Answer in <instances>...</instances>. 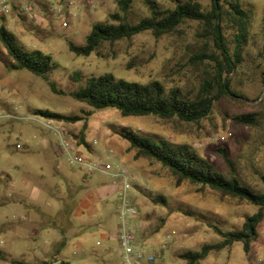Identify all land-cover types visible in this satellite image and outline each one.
<instances>
[{"label":"rangeland","instance_id":"obj_1","mask_svg":"<svg viewBox=\"0 0 264 264\" xmlns=\"http://www.w3.org/2000/svg\"><path fill=\"white\" fill-rule=\"evenodd\" d=\"M116 1L98 0L91 8H80L68 27H61L48 11L38 10L31 21L7 17L5 25L26 50L36 49L51 56L57 66L47 79L64 93L83 86L88 77L103 73L141 83L158 80L166 89L197 88L214 71L215 63L209 57L222 60L211 34L203 29L202 39L201 26L191 20L182 23L171 35L155 38L150 32H142L129 40L105 45L100 49L105 56L92 53L77 57L69 52L67 42L83 45L92 24L104 22L117 11ZM155 1L173 6L171 0ZM197 1L203 9H210L211 0ZM238 2L251 14L245 50H239L233 18L224 14L219 23L229 57L234 62L239 60L233 72L226 75L236 94L220 97L209 116L197 124L152 116L122 117L113 109L91 111L67 94L52 93L41 77L25 69L9 70L10 58L0 44V263L4 260V264H13L11 261L58 264L63 260L68 264H119L121 258L116 218L119 181L110 179L112 193L104 195L101 202L90 203L83 219L68 216L63 221V211L68 209L65 199L72 188L77 203L85 193L94 190L97 181L110 177L93 174L89 183L82 181L83 172L66 161L57 148L56 136L44 126L46 119L33 115L35 109L84 118L72 124L53 123L63 126L68 138L74 141L71 135L79 132L85 120L87 146H77L79 152L86 158L103 161L109 154L107 160L131 176L126 196L137 214L129 224L135 240L149 252L163 249L157 264H183L179 254L219 242L220 237L210 225L223 231L241 228L245 217L257 207L221 198L210 189L202 190L187 182L176 186L171 174L160 164L135 160L128 143L116 133L127 128L175 144H187L219 168L224 163L216 150L224 148L244 178L259 186L258 174L264 173V101L259 102L264 96V0ZM145 14L144 0H132L130 21L135 22ZM202 48L207 58L199 65L192 56ZM74 73L78 74V81H74ZM250 112L256 114L257 127L234 121L235 116ZM33 187L40 190L34 202L29 199ZM156 196H163L166 204H153L151 198ZM18 202L31 203L37 209L14 208ZM80 223L84 226L79 230ZM60 228H64L62 232ZM170 233L174 235L168 241L165 236ZM61 241L63 245L57 248ZM199 264H264V218L247 254L241 243H233L210 252Z\"/></svg>","mask_w":264,"mask_h":264},{"label":"trees","instance_id":"obj_2","mask_svg":"<svg viewBox=\"0 0 264 264\" xmlns=\"http://www.w3.org/2000/svg\"><path fill=\"white\" fill-rule=\"evenodd\" d=\"M171 1L172 7L164 6L155 0H144L146 14L132 22L128 17L132 0H117V11L109 14L104 22L92 24L83 45H75L68 41L67 48L77 57H87L92 53L105 56L100 51L105 45L129 40L142 32H150L155 38L171 35L177 32L178 27L185 21H197L201 26L200 37L203 39V29L208 31L222 56L221 61L209 57L215 63L214 71L202 79L197 88L166 89L158 80L141 83L115 77L112 73H103L88 77L83 86L64 93L47 79L48 73L57 66L51 56L36 49L26 50L6 27L3 19L0 21V44L10 58L7 68L25 69L41 77L52 93L67 94L74 101L88 106L91 111L113 109L122 117L152 116L163 120L175 119L186 124H197L209 116L215 101L220 97L229 98L236 94L231 90L226 75L233 72L239 60L236 59L234 62L228 55L219 25L222 15L228 14L233 18L236 26L234 36L239 50L242 51L247 44L251 14L241 7L238 0H211L209 10L203 9L197 0ZM262 55L264 57V41ZM203 58H207L203 55V48L193 53L192 59L197 64L203 65ZM78 78V74L74 73V81H78ZM263 101L264 96L259 102ZM33 115L63 124H72L84 119L78 115H64L47 109H35ZM234 121L238 125L250 128L258 126L256 114L253 112L237 115ZM85 130L84 120L79 132L71 135L77 146H87ZM116 133L128 143L135 160L147 159L160 164L171 174L176 186L187 182L202 190L210 189L221 198H231L257 207L253 214L245 217L239 230L223 231L215 225H210L220 237V241L205 244L198 251L179 254L183 264H199L210 252L220 251L233 243H241L243 252L246 254L249 252L251 243L257 238V226L264 218V173L258 174L260 184L257 187L244 178L236 161L224 148L216 150L224 163V167L219 168L187 144H175L164 138L143 135L127 128L116 130ZM151 202L155 205L166 204L163 196L152 197ZM11 262L21 264L20 261ZM58 264L68 262L61 260Z\"/></svg>","mask_w":264,"mask_h":264},{"label":"built area","instance_id":"obj_3","mask_svg":"<svg viewBox=\"0 0 264 264\" xmlns=\"http://www.w3.org/2000/svg\"><path fill=\"white\" fill-rule=\"evenodd\" d=\"M96 1L98 0H0V21L7 17H21L31 21L36 18L38 10L48 11L58 20L61 27H68L80 8H91ZM44 126L56 136L57 148L69 164L76 165L85 175L101 174L119 181L116 205V218L119 221L117 240L121 257L119 264H157L163 249L159 248L156 252H149L135 240L129 224V221L137 214L136 208L128 202L126 196L130 189L131 176H128L120 166L113 169L111 162L107 160L109 154L104 161L84 157L77 149L76 143L68 138L63 126L54 124L53 120L46 119ZM93 143L96 144V141ZM138 226L141 227V225ZM173 235L174 233L167 234L166 240L171 241Z\"/></svg>","mask_w":264,"mask_h":264},{"label":"crops","instance_id":"obj_4","mask_svg":"<svg viewBox=\"0 0 264 264\" xmlns=\"http://www.w3.org/2000/svg\"><path fill=\"white\" fill-rule=\"evenodd\" d=\"M111 164H112L113 169H116L119 166L118 164H114L112 162H111ZM91 177L92 176L85 175L83 173L82 181L86 182V184H87L90 182ZM110 179H111V177L109 179L106 178V180H105L106 182L105 181H103V182L97 181L94 190L91 193L90 192L85 193L83 198L79 199V201L77 203H76L75 198L73 196L75 194V190L72 188L70 191V196H68V198L65 199L66 200L65 205L68 206V209L67 210L65 209L63 211V217H62L63 221H66V218H68V216H71V217L73 216L77 219H80V218L83 219V217H85L86 209H89L91 206L90 203L95 202V204H96L97 200L98 201L100 200V202H101L105 199L104 195L112 193V190L114 189V187H112ZM66 181H67L68 188L70 189L71 183H70V181H68L67 177H66ZM93 194L95 197L94 200L92 198ZM39 195H40V190L38 188H36V187L31 188V192L29 195L30 201H32V202L36 201L37 198L39 197ZM98 196H100V197H98ZM56 198L58 199L60 197H56ZM17 207H23V208H26L28 210H30V209L36 210L37 209V208H35V205H33L31 203H26V202L14 203V208H17ZM96 211H97V209H96ZM67 224L69 225V223H67ZM83 226L84 225L80 223L78 226L79 230ZM64 228H66V225L64 226ZM63 229L60 228V231L62 232ZM61 245H63V241H61L60 244L57 245V248H59ZM109 248L107 250H109ZM107 260H108V258H106V257L103 259L104 262H106ZM4 263L5 262L3 260V261H1L0 264H4ZM45 263L49 264V261H44L43 264H45Z\"/></svg>","mask_w":264,"mask_h":264}]
</instances>
